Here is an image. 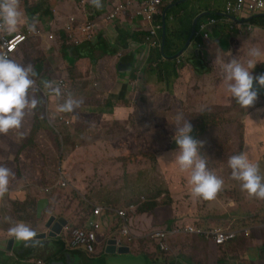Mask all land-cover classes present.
<instances>
[{
  "label": "rangeland",
  "instance_id": "rangeland-1",
  "mask_svg": "<svg viewBox=\"0 0 264 264\" xmlns=\"http://www.w3.org/2000/svg\"><path fill=\"white\" fill-rule=\"evenodd\" d=\"M113 1L115 4L123 2ZM182 2L184 0L180 2L165 0L160 7L157 21H161L162 16L166 19V8ZM225 2L226 0H189L188 3H184V7L212 11L215 9L214 6H220L219 9L223 10ZM36 3L47 4L46 0H20V10L27 16L33 14L36 12ZM216 3L219 5H215ZM57 4L53 6V11ZM53 11L50 21L43 11H39L40 16H36L37 26L44 28L45 44L47 39L50 41V51L38 48L37 55L32 62L29 61L32 64L34 62L33 66L40 59L42 63L52 59L57 42L60 46L68 47L67 50L76 51V47H69L72 45L65 35L57 33L61 29V24L69 18L67 8L62 7V12L58 16ZM180 13L181 9L177 8L175 14H178V19L170 22V26L174 23L175 26H181L180 20L183 18ZM24 19L25 24L21 25L22 28L19 30L26 34L30 22L25 16ZM170 19L172 21L173 17ZM245 29L249 32L248 24ZM41 44L42 41L39 47ZM34 45V41H31L26 48ZM192 48H195L194 44ZM253 48L264 53V43L256 44L249 36L238 45L237 51L227 62L232 59L246 62L249 58L248 53ZM122 52L125 53L120 49V53ZM47 56L49 58H46ZM85 59L81 66L89 67L96 63L91 55ZM258 60L264 61V55ZM118 61L116 59L111 65H106L107 71H115ZM227 62L224 61V64ZM261 63L262 66L258 70L254 69V76L264 70V62ZM223 65L218 71L221 76H217V71L209 77L198 79L178 74L179 78L171 87L159 81L155 90L157 97L154 92L142 90L138 84L135 87L126 84L129 93L133 91L132 99L131 96L129 100L126 99L129 94L120 92L121 99L117 102H122L120 106L125 109L119 112L114 108L111 113L88 109V104L80 97L81 90H85L83 94L87 96L93 95L92 91H96L99 86L95 81H61V78L57 77L52 82L61 89L60 97L44 95L43 84L36 81L39 91L35 95L41 103L34 112L26 116L22 128L12 135L14 137L17 133L19 137L25 138L30 134L26 146L32 147L33 158L42 167V177L39 180L41 184L52 187L57 183L59 185L63 180H68L69 185V178H73L70 180L72 186L66 188L61 186L55 190L57 198L54 202L58 207L54 206L52 211L54 215L66 217L76 215L85 219L94 206H99L104 212L111 207L125 208L134 217L133 229L141 233V251L130 256L128 261L127 255L117 254L118 262L114 264H154V259L156 263L173 264L177 256L186 264H218L224 257L231 258L234 264H255L260 262L261 258L264 260L262 257L264 245L258 246L264 243V227L257 228L264 225V200L253 198L241 191L240 183L231 178L232 170L228 165L229 157L246 152L249 159L257 163L264 174V103L255 110L241 111L235 98L227 91L228 82L225 80ZM139 67L140 63L137 69ZM93 71L96 74L95 65ZM146 76L148 75L142 74L143 79ZM213 81H216L217 87L210 88L209 84ZM69 94L77 99L82 98L83 104L73 113H61L58 106ZM102 97L101 93L94 96L95 99ZM155 102L158 103V109L154 108ZM204 109L216 114L218 119H215L217 122L209 127L205 136L200 139L204 145L201 155L206 159L208 169L224 181L223 190L212 201H206L192 193L188 173L180 170L171 155L178 151L173 139L175 135L173 117L178 113L185 116L187 113ZM129 112L132 113L130 116ZM197 118L199 119L198 116L193 117L195 126ZM44 119L49 125L48 131L43 134V142L47 143L48 149L43 148L42 142L37 141L35 137ZM29 120L37 124L32 134ZM68 120L71 122L68 127H59V123ZM123 129L127 131L122 133ZM129 162L147 166L137 169ZM87 195L89 196L85 197ZM153 204L155 208L148 213H142L138 208ZM133 207L137 210H133ZM14 212L16 215L12 222L25 220L32 222L31 219L35 218V212L29 203L16 205L13 214ZM190 223H196L203 229L212 225L224 229L231 228L241 234L245 227L254 229L252 234L242 235L226 248H218L207 240L190 235L180 236L173 241L174 250L165 253L151 239V233L157 229ZM29 226L35 228L34 224ZM63 236H66V233L60 237ZM147 247L154 248L152 256L144 251ZM244 258H248L249 263ZM106 263L108 260L105 258L100 264Z\"/></svg>",
  "mask_w": 264,
  "mask_h": 264
},
{
  "label": "clouds",
  "instance_id": "clouds-1",
  "mask_svg": "<svg viewBox=\"0 0 264 264\" xmlns=\"http://www.w3.org/2000/svg\"><path fill=\"white\" fill-rule=\"evenodd\" d=\"M127 1L128 0H125L122 3ZM134 1H138V0H134ZM235 1L236 0L230 2H235ZM81 2L82 4H85L84 0H81ZM122 3L116 4L106 14L100 17H96L94 19H92L91 16L88 14L71 15L62 25L61 29L59 30V33L58 32L57 33L66 36V38L69 40L70 44L72 45L69 47H78L85 43L97 42L100 37L106 40L101 34L102 26L112 25L115 24L117 21L126 20L128 17H130L131 21L136 23L137 29H139L142 33L147 34V36L144 38V42H143L144 45L148 46L150 49L159 48V47L163 48L165 44H164V39H163V44L160 43V32L162 30L164 31V25H165L164 16H162L163 20L161 18V21H158V23L162 26L158 34L159 46L151 47L147 43V37L149 36V33H147L146 30L141 26L142 19L140 17L133 16L132 11L127 13H122L117 17L115 16V18L109 19V17L111 16L110 14ZM229 3L226 5V7L223 10L216 11L217 14H219L218 16L212 15L206 17L207 15H205L202 18V23L200 24V27L197 30L195 36L199 38H203L205 41H209V39L211 38L210 33H212L213 28L221 26L223 21H228L230 24H232L230 26V28L232 29H235L236 26L239 27L238 24H241V22L245 21L246 22L245 25L248 24L249 29L251 30L253 28L252 27L253 24L248 20L256 15H264V11H263L256 14H245L242 16H227L226 10ZM91 4L97 10H100L103 7L102 0H91ZM210 14L212 13L210 12ZM71 17H75L74 22H69ZM212 19H216L217 24L210 26L208 30L204 33L201 30V26L207 21ZM239 19L242 20L239 21ZM37 23L38 21L35 18L30 23H28L27 32L29 30V32L35 34L37 30H40L42 32V35L29 37L27 41L38 40L39 43L40 41H42L43 44H41L40 46L42 47L43 50L49 52L50 41L47 39V43L45 44V40L43 39L44 28L40 27V25L37 26ZM23 24H25V19L23 12L20 10V0H0V31H4L7 32V34L12 35L18 33L19 26ZM88 24H92L94 26L91 37L86 36L84 33L80 31L82 27ZM69 26L72 27L71 30L68 28ZM21 33H23V31H21ZM57 33L54 34V41L57 40V36H56ZM206 34H208L209 37H206ZM56 44L58 47L59 42H57ZM117 47L119 48L118 53L112 55L117 56L119 54L120 56H122L123 53H120L121 47L119 46ZM67 48L68 47L62 46L61 51L67 50ZM18 51H16L11 58L6 53H0V134L18 132L22 128L26 116L29 113L34 112V110L37 109L38 105L41 103V100L37 99L35 95V93L39 91V89L37 88L36 80L34 79V77H36L38 73L35 72L32 63H28L27 65H25L16 62L15 56L18 53ZM55 51L58 52L59 49H56ZM68 51H72V50H68ZM72 53L75 52L72 51ZM262 55H264V53H262L259 49L253 48L249 51L248 53L249 58L247 59L246 62L242 63L238 59H232L230 62H227L226 64L223 65L225 80L228 82L227 91L232 95V97L235 98L236 103L241 108L248 109L254 106V104L258 100L259 89L264 88V74H260L256 76L253 75V71L256 68V65L258 63L264 62L258 60V58L261 57ZM55 57H56L55 55L52 56L51 61L50 59H47L46 62L48 60L52 62ZM85 57L86 56H84L83 58ZM46 58H49V56H47ZM69 58L70 60H75L76 62L83 59V58H77L73 55H71ZM40 60L38 61L40 62ZM99 61L100 60H98V62ZM46 62H43V64L47 65L50 63L49 62L45 64ZM217 63H220V58L218 56L215 61V64ZM120 71L123 72V67L120 68ZM51 72H53V69L47 73L46 75L47 78L42 82H40L41 84H43V90H44L43 94L46 96L52 95V96L60 97L62 95L61 89L58 86H54V82H52L57 77L51 76L50 75ZM61 81H69V80L68 78L64 77L61 78ZM82 104H83L82 98L77 99L74 98L71 94H69L67 99H65L64 102L58 106V111L61 113H73L76 109H79L82 106ZM173 120L175 121L174 123L175 135L173 139L176 145L178 146V151L171 154L174 158V162L179 165L180 170L182 172L188 173L189 184L191 185V191L195 196L201 197L206 201L215 200L217 195L223 190L224 181L218 178L212 171L208 169L207 161L201 155V149L204 146L203 142L198 141L193 137V125L190 122V120H186L182 113L176 114L173 117ZM61 124L62 126L65 125L66 127H68L71 124V122L68 120L65 122H61ZM228 165L232 170L231 178L240 183L241 191L246 192L249 196L253 198L264 200V174H262L260 166L254 161L249 159L248 154L246 152H241L238 155H233L229 157ZM13 177H14V173L11 171V169L4 166H0V199H3L9 193V185ZM69 179L72 180L73 178L70 177ZM70 180H69V185L67 183L68 180L66 181L63 180L62 182L58 181L59 185L57 183L56 185L52 186L51 189L47 187V189H45V192L47 194H51L53 190H56L61 186L65 188L72 186ZM42 198H46L48 200V206H49L50 203L49 197L44 196ZM42 198H39L37 200V203ZM37 203L36 204L34 202L29 203L34 212L37 211ZM48 206L43 210L42 216L39 217V219L43 220L42 218L43 213L44 214L46 213ZM135 208L136 207H133V210H137V208L136 209ZM138 208L140 210L141 207ZM94 209L95 206L93 208V211ZM111 209L115 210L117 209V207H111ZM119 209H125V208H119ZM125 210L127 211L130 217L129 229L132 236L131 239L129 240L126 237V235L122 233L124 222L122 219L118 218L116 214H113L114 217L111 222L112 226L104 227L102 230H100L98 232V237L92 243V246L86 244L80 247L72 246L71 242L69 243L70 233L67 231V228L90 229L91 227L88 228L89 220L92 218L93 212L91 213L90 216H87L85 219L80 217V220L82 221L83 224H72L66 216L54 215V214L47 219L46 223H48V221H50L49 219H51L52 217H55L56 220L55 223H57L60 220V218L66 219L68 221V224H66L63 227V230L61 234L58 235V237H60L63 233H66V236H63L61 238L64 240V242H66L65 246L67 250L81 251L87 257L92 259L101 258V260L98 263L100 264L101 261L105 259L104 258L105 255L111 254L108 253V248L111 246V241H115V245L117 246L118 249L117 253H115L114 255L117 254L124 255V254H129L132 251L133 247L135 246L138 240V236L133 230L134 217L131 216L130 212L127 209ZM5 220L11 223V226L8 228V235L10 237L14 238L17 241L24 242L25 247H29V246L35 247L40 244L41 237L39 236L37 237L35 228L32 229L29 225L24 223L25 221L12 222L11 218L9 217H5ZM189 226H194V225L176 224L170 228L167 227L166 229L163 230L157 229L151 233V239L155 240V242L160 246L163 252L165 253L172 252L174 250L172 245L173 241L178 239L180 236H189V233L186 232V229ZM263 227L264 225L257 228H263ZM223 229L224 228H220V230H216V231H206L210 233L212 238H207L204 235L201 236L208 240H211L212 243L215 244V246L218 248H226L227 246L236 242L238 238L241 237L242 235L245 236L247 234H252L254 227L251 228L245 227V229L242 231V234L237 231H233V230L229 231ZM47 231H49L48 237L50 239H53L54 237H51L50 235L52 229L47 228ZM219 232L235 233L236 236L235 239L228 241L225 244H218L214 239V235ZM163 234L164 236H162ZM120 248H129L130 252L122 254L119 252ZM179 262H181V260H178L177 262H175V264H178ZM39 263L49 264L48 261L43 259L36 261V264ZM183 263L186 264L185 262ZM51 264H57V262H51ZM218 264H234V263L231 258L225 259L224 257V259Z\"/></svg>",
  "mask_w": 264,
  "mask_h": 264
},
{
  "label": "crops",
  "instance_id": "crops-1",
  "mask_svg": "<svg viewBox=\"0 0 264 264\" xmlns=\"http://www.w3.org/2000/svg\"><path fill=\"white\" fill-rule=\"evenodd\" d=\"M62 1L63 0H49V3L47 4L36 3L35 5H37L40 10L44 12L46 7H49L51 11H53V6L58 3L53 11V13H55L57 16L61 14L62 7H64L67 8L68 16L75 14H88L92 19L106 14L116 5L113 0H102L103 7L100 10H97L91 4V0H84L85 4H82L81 0ZM180 1L182 0H178V2ZM184 1L187 2L189 0ZM230 1L233 0H226L225 7ZM215 5L219 4L216 3ZM214 7L215 9L212 11L202 8L197 10L184 9L182 15H191L192 17L195 16V21V19H197V17L200 15H207L206 17H208L210 12L221 11L219 9L220 6ZM46 15L50 21L52 12L51 14ZM24 16L26 19L28 18L27 14L25 13ZM183 20L187 22L188 17L184 16ZM173 21L174 17L172 21H169V23ZM65 22L61 24V27ZM169 23H167L169 30L171 28H180V26H175V23L172 25L173 27L170 26ZM245 23V21L241 22V24H238L239 27L236 26L235 29H232L230 28L232 24H230L228 21H223L221 26L213 28L212 33H210L211 38L209 41H205L203 38H199L197 36L193 37L192 40L191 37L188 40L182 39L179 43L180 52L176 54L177 51L172 49L174 54H171L168 58L166 56L159 57L157 48L150 49L148 46L143 44L144 40H142V32L137 29L136 23L132 22L130 17H128L126 20L117 21L112 25L102 26L101 34L107 40V42L113 48L117 46L121 47L120 49L125 51V53L122 52V56L118 55L116 58L112 54L105 55L97 64H93L96 66V74H94L93 65L89 67L81 66V63L86 60L85 58L77 61L76 68L74 70L77 74V81L91 80L99 84L98 89L96 91H92V96L83 94L85 90H81L80 97L84 98L85 104H88V109L90 110L106 111L111 113V111L115 108L120 112L123 111L125 107L120 106V103L122 102H117L121 99L119 93L123 91L126 94H129L126 98L128 100L130 96L132 99L133 95V91L129 93L127 89L128 86L126 84H130L133 87L138 84L142 90L154 92V94H156V85L159 81H163L166 83V85L171 87V85L174 84V82L179 78L178 74H184L190 76L192 79H198L204 78L205 76L209 77L215 74L217 71V76H221V74H218V71L222 68L224 61L227 62L229 60L232 54L237 51L236 48L238 45H241L245 38L250 36L252 42L256 44L264 43V27L252 25L253 29L249 30V32H246ZM20 28H22V26H19V32H21V30H19ZM212 36H214L213 39ZM193 44L195 48H192ZM56 49H59V51L56 52ZM61 49L62 46L59 44L58 47L53 51L54 55L57 56L60 62L59 66L53 67L54 71L51 72L50 75L59 78H68L70 74H72V72L69 70L68 64V60L72 55V51H61ZM162 50L164 51V47ZM63 54L65 58L63 57ZM217 56L220 58V63L215 64ZM131 57L132 59L130 63ZM116 59L119 60L116 63L117 69L115 71H107L106 65H111L116 61ZM15 60L17 63H22L25 65L31 61L26 58L22 52L16 54ZM50 61L48 60L45 64L49 63ZM139 63L140 67L137 69V65ZM177 63L178 68L176 72H173ZM199 63L203 65L202 70L211 69V72L198 73L195 67H199ZM124 65H127V68H123V72H121L120 68ZM211 66H213V68ZM261 66L262 63L256 67V70H258V68ZM142 74H147L148 76L143 79ZM119 76H122V78ZM46 78L47 77L45 75V79ZM209 85L210 88L217 87L216 81L211 82ZM170 87L166 88L169 89ZM113 89L115 90L112 91ZM97 93H101L103 95L102 99L94 98ZM155 96L157 97V94ZM158 107V103L155 102L154 108L158 109ZM203 111L208 110L204 109L195 113H187L184 118L187 120L193 115H200ZM131 114V112L128 113L129 116ZM36 125L37 124L35 122L29 120V127L31 131ZM59 125V127H62L61 123H59ZM47 128H49V125L44 119V122L40 124V130H38L36 133L37 141L42 142L43 148L48 147L47 143L43 142V134L48 131ZM126 131L127 129H123L122 133ZM27 132H29V129ZM12 134L13 132L10 134H2V136H0V166L7 167L14 173V177L10 181L9 193L3 199H0V264H36V261L41 259L48 261L49 264H51V262H57V264H98L101 258L92 259L87 257L81 251H69L67 250L64 240L61 237L55 238L56 240L50 239L48 237L49 231H47L46 222L47 219L53 215L52 211L54 206H56V202L54 201L57 198V195H55V190H53L51 194H47L45 192L47 187L39 182L42 177V167H40L37 164V161H35L33 158L32 147L30 145L26 146L30 134H28L25 138L19 137L17 133L13 137ZM129 164L131 166L137 167V169H139L141 166H147L137 165L131 162H129ZM48 188L51 189V187ZM44 196H48L50 199L48 206V209H50L45 214L43 213V220L39 219L37 216V211H35V218L31 219L32 222L30 220H25L24 222L27 225L34 224L37 237H41L40 244L35 247H25L22 241H17L8 235V228L11 226V223L6 221L5 217L11 218V221L12 219L15 220L16 212L13 214V209L16 205H23L31 202L36 204L37 200ZM57 207L58 206H56V208ZM67 218L72 224H83L79 216L74 215L73 217L70 216ZM205 224L208 226L207 223ZM189 225H194L198 228H201L198 226V224L190 223ZM203 230L216 231L220 230V228L217 225H212ZM223 230L235 231V229L231 228ZM134 232L137 234L138 240L132 251L129 254H124L127 255V261L130 259V256H133V254H138L141 251V233L136 230H134ZM190 235L197 236L200 239L202 238L212 243L211 240H208L199 234L189 233V236ZM263 245L264 243L258 246L261 247ZM144 251L152 256L154 253V248L151 249L150 247H147ZM116 256L117 255L114 254L105 255L104 258L108 260V263L106 264H114L115 262H118ZM262 257L264 258V255H262ZM178 260H181L179 256L176 257V262ZM244 260L249 263L248 258H244ZM262 262H264V260L261 258V261L255 264H262ZM172 263L175 264V262ZM154 264L164 263H156V259H154Z\"/></svg>",
  "mask_w": 264,
  "mask_h": 264
},
{
  "label": "built area",
  "instance_id": "built-area-1",
  "mask_svg": "<svg viewBox=\"0 0 264 264\" xmlns=\"http://www.w3.org/2000/svg\"><path fill=\"white\" fill-rule=\"evenodd\" d=\"M165 0H141L134 1L128 0L120 4L110 15L109 19L115 18L122 13H127L132 11L133 16L140 17L142 19L141 26L149 33L147 37V43L151 47L159 46L158 34L162 26L157 21V16L160 12V7ZM264 11V0H236L235 2H230L227 10V16H242L245 14H256ZM75 17H71L69 22H74ZM217 24L216 19L207 21L201 26V30L205 33L208 28L212 25ZM70 30L71 26L68 27ZM94 26L88 24L80 29L82 33L86 36L91 37ZM42 35L40 30H37L36 33L27 32V34L18 32L12 35L7 34V32L0 31V53H6L10 58L12 55L19 50V48L28 40L29 37ZM206 37H209L206 34ZM123 220L124 226L123 231L126 237L131 239V232L129 229V220L130 217L125 209H111L108 208L106 212L99 206H95V209L92 214V218L89 220L90 229L83 228H67V231L70 233L69 243L71 242L72 246L80 247L84 244L92 246V243L97 239L98 232L104 227L112 226L111 222L113 220V215ZM186 232L193 234L204 235L207 238H212L209 232L204 231L203 229L189 226L186 229ZM161 235V234H159ZM164 236V234L162 235ZM235 233H223L219 232L214 235V239L218 244H225L228 241L235 239ZM40 264V263H39Z\"/></svg>",
  "mask_w": 264,
  "mask_h": 264
},
{
  "label": "trees",
  "instance_id": "trees-1",
  "mask_svg": "<svg viewBox=\"0 0 264 264\" xmlns=\"http://www.w3.org/2000/svg\"><path fill=\"white\" fill-rule=\"evenodd\" d=\"M175 1H178V0H175ZM46 2L49 3L48 0H46ZM188 2L184 1L185 4ZM184 3H179L178 5L176 4V5L171 6L168 9L167 8L165 9L166 10L165 13L167 15V17H166L167 39H166V42L164 45V51L162 50L161 47L157 48V51L159 53V57L166 56L168 58L171 54H174L172 49L173 50L175 49L177 51L176 54H178L180 52V46H179L180 41L182 39L188 40L191 37L192 31L194 28V23H195V21H194L195 16L192 17L191 15H182V12L184 11V9L191 10L190 8H185ZM177 8L181 9L180 16L182 18L184 16H186V17H188V20H187V22H185L183 19H181L180 20L181 26L179 29L173 28V29L169 30L167 23H169V21L171 20L170 18L174 17V21L178 19V14L177 15L175 14V11L177 10ZM35 11H36L35 13L28 15V22H31L34 18L36 19V16L39 15V11H41V10L37 5H36ZM44 12H45V14L49 15V14H51V9L49 7H46ZM211 13L212 14H210L209 16H212V15L218 16L219 15V14H217L216 11L211 12ZM248 21L251 22L253 25L264 27V15L253 16ZM201 23H202V19L199 21V23L197 25V30L199 29ZM9 35H11V34H9ZM142 36H143L142 40H144V38L147 36V34L142 33ZM30 42H31V40L27 41L19 49L18 53L22 52L26 58H28L29 60H32L37 55V49L38 48L42 49V47L41 46L39 47L38 40H34V44H35L34 47H31V48L27 47L26 48V45ZM160 43L163 44V30L160 32ZM118 51H119L118 47H115V49L112 48L111 45L106 40H104L102 37H100L97 42L85 43L81 46L76 47V51H75V53H72V55L77 57V58H83L84 56L91 55L93 57L94 62L97 63L101 56L116 54V53H118ZM63 57H64V54H63ZM132 57L130 58V63H131ZM59 62L60 61L57 58V56L54 58V60L52 62H50L47 65H44L41 61L40 62L37 61L34 65V70L36 73H38V75L36 77H34V79L38 82L41 80V82H42L45 79V75H47V73L50 72L53 69V67L59 66ZM76 63L77 62L75 60H70V59L68 60L69 70H70V72H72V74H70V76L68 77L69 81H77V74L74 71L76 68ZM42 67H43V70H42ZM123 68L126 69L127 65H124ZM177 68H178V63L175 65V69L173 72H176ZM202 68H203V65L201 63H199V67H197V66L195 67V69L198 73H204V72L210 73L211 72V69L202 70ZM260 74H264V70L257 75H260ZM263 103H264V88H261V89H259L258 100L254 104V106H252L248 109L241 108V111L242 110H246V111L255 110L258 106L262 105ZM194 116L199 117V119L197 118V120H196V124H197L196 126L193 123V117ZM215 119H218L216 114H213L209 111H203L200 115H193V116L189 117L187 120H190V122L193 125V137L195 139H197L198 141H200V139L203 136H205L204 134L209 130V127H211L212 125H214L217 122V120H215ZM88 196L89 195H87L86 197H88ZM154 208H155V204L146 205L140 209V212L148 213L151 210H153ZM92 212H93V210L90 212V215ZM90 215H88V216H90ZM159 230H163V229H159ZM64 243H66V242H64ZM178 264H184V263L181 261Z\"/></svg>",
  "mask_w": 264,
  "mask_h": 264
},
{
  "label": "water",
  "instance_id": "water-1",
  "mask_svg": "<svg viewBox=\"0 0 264 264\" xmlns=\"http://www.w3.org/2000/svg\"><path fill=\"white\" fill-rule=\"evenodd\" d=\"M204 17V15H200L199 17H197V19L195 20L194 23V28H193V33L191 36V40L193 39V37L195 36L196 32H197V25L199 23V21ZM164 31H163V39H164V44L166 42L167 39V25H166V19L164 20ZM191 42V41H190ZM190 44V43H189ZM48 206V200L46 198H42L38 201L37 203V216L41 217L42 216V212L43 210ZM50 221H48L47 223V228L52 229L51 232V237L57 238L58 235L61 234L63 227L68 224V221L64 218H60V220L56 222L55 217H52L51 219H49ZM112 247V248H111ZM118 249L117 246L115 245V241H111V246L108 248V253L111 254H115L117 253ZM120 253L124 254V253H129L130 249L129 248H120L119 250Z\"/></svg>",
  "mask_w": 264,
  "mask_h": 264
}]
</instances>
